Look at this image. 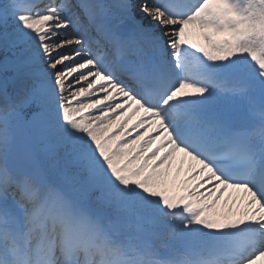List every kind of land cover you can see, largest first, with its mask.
Returning a JSON list of instances; mask_svg holds the SVG:
<instances>
[{"label":"snow or ice","instance_id":"6c2138e0","mask_svg":"<svg viewBox=\"0 0 264 264\" xmlns=\"http://www.w3.org/2000/svg\"><path fill=\"white\" fill-rule=\"evenodd\" d=\"M0 264H264V0H0Z\"/></svg>","mask_w":264,"mask_h":264},{"label":"bare ground","instance_id":"6f19581e","mask_svg":"<svg viewBox=\"0 0 264 264\" xmlns=\"http://www.w3.org/2000/svg\"><path fill=\"white\" fill-rule=\"evenodd\" d=\"M147 22V21H146ZM139 115V114H137ZM135 119V117H133ZM179 167V156L177 157V161L174 162L172 178L175 179V183L177 186L181 184L187 174V164L184 165V168L179 171V174H176V169ZM231 195V199L229 196ZM243 196L242 192L235 191L233 189H229L225 192L224 197L221 198L220 203L215 210L218 213H223L224 216H227L229 219H235L240 216V209L242 208L241 197ZM227 201V203H225Z\"/></svg>","mask_w":264,"mask_h":264},{"label":"water","instance_id":"95a60500","mask_svg":"<svg viewBox=\"0 0 264 264\" xmlns=\"http://www.w3.org/2000/svg\"><path fill=\"white\" fill-rule=\"evenodd\" d=\"M27 133L26 132H21V137H23L24 135H26Z\"/></svg>","mask_w":264,"mask_h":264}]
</instances>
